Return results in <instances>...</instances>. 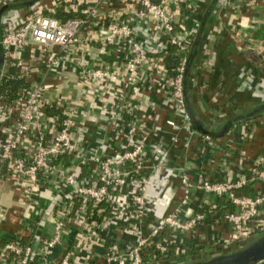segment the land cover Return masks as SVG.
<instances>
[{
    "label": "crops",
    "instance_id": "0c3cea01",
    "mask_svg": "<svg viewBox=\"0 0 264 264\" xmlns=\"http://www.w3.org/2000/svg\"><path fill=\"white\" fill-rule=\"evenodd\" d=\"M153 1L169 4L176 11L175 22L182 37L183 28L194 32L197 53L185 77L186 107L198 127L194 135L183 129L176 131L167 123L181 122L165 97L167 77L159 74L164 72L167 60L175 58L162 61L161 54H152L155 67L141 70L131 82L126 50L105 46L109 30L126 24L135 30L137 40L156 48L152 43L153 24L150 18L138 16L143 8L135 0H0L1 34L7 26H21L38 16L74 15V20L84 21L78 41L66 48H11L7 52L0 47L4 69L13 66L29 85L46 88L49 119L31 125L30 134L20 144L23 158H32L38 132L50 139L61 120L60 110L76 112V150L55 161L59 172H43L37 188H31L26 178H11L9 168L0 163V253L18 232L25 233L27 243L33 238L51 237L53 219L61 211L63 214L64 175L77 170L82 176L93 177L97 175V162L89 161V157L101 160L124 154L144 138L138 162L144 167L140 175L149 180L150 212L142 220L133 213L131 196L139 177H132L101 210L93 211L95 220L106 221L107 229L99 235L82 225L79 206L74 207L70 233L51 252L52 261L71 251L79 264H105L110 246L124 250L136 240L137 230L149 233L175 209L189 216L203 206L218 205L215 196L194 190L188 205L182 206V175L196 183L200 178L235 182L253 170L264 174V113L227 128L233 118L264 102L256 95L264 92V0ZM232 31L240 36H233ZM191 45L186 44L190 56L194 53ZM54 59L59 66L52 65ZM85 68L108 69L117 75V83L108 88L101 84L85 87L81 81ZM123 108L126 113L121 116ZM205 135L212 141H205ZM131 166L126 164L125 169L131 171ZM239 193L250 197L264 193V180L251 183ZM261 209L264 217V206ZM214 215L218 218L207 219L194 232L172 236L165 251L158 254L152 249L146 264H177L189 256H209L206 252L215 249L213 244L230 237L229 225L219 221L218 211Z\"/></svg>",
    "mask_w": 264,
    "mask_h": 264
},
{
    "label": "built area",
    "instance_id": "2783aa9c",
    "mask_svg": "<svg viewBox=\"0 0 264 264\" xmlns=\"http://www.w3.org/2000/svg\"><path fill=\"white\" fill-rule=\"evenodd\" d=\"M135 2L143 8L138 16L150 18L153 24L152 43L156 48L151 49L150 45L147 47L142 41L137 40L135 30L126 24L116 25L109 30L104 37L105 46L126 50L128 54L126 65L131 82L134 81L133 76H137L141 70L147 71L155 67L152 54H161L159 58L162 61L171 56L178 58L179 64L174 75H171L166 68L159 74L161 77H167L169 90L165 93V97L167 96V101L172 103L181 122L178 124L169 120L167 123L176 131L183 129L189 135H194L184 90L188 55L186 44H192L194 32L190 28H183L184 37L181 36L175 22L176 11L169 4H157L152 0H135ZM83 23L82 20H70L64 23L52 16L34 17L21 26L5 27L0 38V47L7 52L11 48H33V50L36 47L66 48L78 41L77 36ZM232 35L240 36L233 31ZM163 39L166 40L165 43ZM170 46H176L179 49V57L170 53ZM59 64L57 59L52 61L55 67ZM117 80L118 77L114 72L104 68H85L81 73L82 84L90 88L93 84H101L108 88L109 84L117 83ZM45 91L46 88L41 84H34L21 90L18 99L12 105H7L2 98L0 99V163L9 168L11 178H26L31 188H37L39 176L43 172L49 170L59 172L55 161L76 150L73 133L76 112L60 110L62 111L61 120L51 133L50 139L48 140L44 132H38L34 138L32 158L26 159L21 156L20 144L30 134L31 125L49 119ZM115 100L119 99L116 97ZM123 112L126 113L125 108L121 110V116L124 115ZM204 140L211 142L212 138L210 135H205ZM145 141V138L142 139L134 149L115 157L101 160L94 155L89 157V161L97 162L95 168L97 175L93 177L82 176L77 170L64 175L66 188H63L61 197L63 214L61 211L53 219L51 237L37 240L33 238L27 243L25 233L18 232L4 245L0 253V264H79L80 261L75 259L71 251H66L56 262L50 258L51 252L60 246L64 236L70 233L68 225L74 213L75 204L80 203L78 214L82 225L99 235L107 229L106 221L95 220L93 211L101 210V206L110 202L116 191L126 186L127 182L136 176L139 178L134 181L136 191L131 196L134 202L132 209L136 217L142 220L150 212L149 180L140 175L144 167L138 162V158L144 151ZM81 158L87 160L86 157ZM126 164L132 165L131 171L125 169ZM180 178L183 191L182 206L188 205L192 192L195 190L213 195L218 200L230 203L233 207L231 210L223 211L219 217L220 222L229 225L230 237L221 243L213 244L212 248L226 250L232 246L237 247L251 237L264 233V217L261 209L264 206V193L256 197L239 193L251 183L259 179L264 180V174L260 175L258 171L253 170L248 175H242L235 182L228 180L212 182L200 178L193 183L187 175H182ZM89 208H92V211H89ZM218 208L216 204L211 206L212 213L208 216L198 213L191 216L183 215L182 210L177 208L173 213L164 216L161 223L149 233L137 230L136 240L128 244L124 250L110 246L105 257V264H146L145 259L152 249L158 254L165 251L167 244L170 245L172 241V236L181 232H194L207 219L218 218L214 215ZM99 239L101 241L103 238L99 237ZM257 264H264V261Z\"/></svg>",
    "mask_w": 264,
    "mask_h": 264
},
{
    "label": "trees",
    "instance_id": "16d2710c",
    "mask_svg": "<svg viewBox=\"0 0 264 264\" xmlns=\"http://www.w3.org/2000/svg\"><path fill=\"white\" fill-rule=\"evenodd\" d=\"M153 2L157 3L156 1H153ZM55 17H56V19H58L64 23L68 22L70 20H74V18H75L74 15H61V14L56 15ZM1 31H2V26L0 24V38L2 36ZM163 42L165 43L166 40L163 39ZM197 47L198 46L195 45L194 41H192L191 50L194 53L192 56L187 55L186 74L188 72L189 67L191 66V62L195 58V55L197 53ZM169 49H170V53H172L174 56H176V57L180 56L179 49L176 46H170ZM0 52H1V48H0ZM2 55L3 54L0 53V57H2ZM178 64H179L178 58L173 59V60H167L166 68L168 69V71L170 72L171 75H174ZM29 86L30 85L28 84V82L24 78L20 77V75L16 71L15 67L8 66L6 69H4L3 65L0 63V99L2 98L4 103H6L7 105H12L13 103H15V101L18 99L20 91L23 89L29 88ZM184 88H185V81H184ZM256 95L262 96L264 98V92H260L259 94H256ZM263 113H264V102L257 104L253 110H250L248 112H243V113L239 114L237 117L233 118V120H231L229 122V124L227 125V128H230L237 123H243L246 120H248L249 118L261 115ZM50 115H55V114L50 112ZM191 123H192L193 130L194 131L197 130L198 129L197 125L193 121H191ZM205 133H208V132H205ZM0 135H1V133H0ZM210 135H212V134H210ZM4 168H5V166H4ZM242 190H244V189H242ZM79 205H80V203L78 202L76 204V206H79ZM218 205H219L218 212L220 215L223 211H225L227 209H231V208L233 209V207L230 205V203L223 202L221 200L218 201ZM196 213L205 214L206 216H208L209 214L212 213V209L210 206H203V207L199 208ZM240 249H242V248L240 247Z\"/></svg>",
    "mask_w": 264,
    "mask_h": 264
},
{
    "label": "water",
    "instance_id": "95a60500",
    "mask_svg": "<svg viewBox=\"0 0 264 264\" xmlns=\"http://www.w3.org/2000/svg\"><path fill=\"white\" fill-rule=\"evenodd\" d=\"M261 261H264V236L246 249L201 264H257Z\"/></svg>",
    "mask_w": 264,
    "mask_h": 264
},
{
    "label": "rangeland",
    "instance_id": "374dc122",
    "mask_svg": "<svg viewBox=\"0 0 264 264\" xmlns=\"http://www.w3.org/2000/svg\"><path fill=\"white\" fill-rule=\"evenodd\" d=\"M260 236L259 237H251L250 239H248L247 241H245L244 243L242 244H239L237 247L236 246H232V247H229L227 248L226 250L225 249H214V250H207L206 253L209 254V256H204V257H199V258H195V257H191L189 256L188 259L184 260V261H181L177 264H201V263H204V262H207V261H210V260H213V259H216V258H219V257H223V256H227V255H230V254H234L240 250H243V249H246L250 246H252L253 244H255L256 242H258L257 239H260L261 237L264 236V233L263 234H259ZM239 247V249H238ZM240 247H242V249H240Z\"/></svg>",
    "mask_w": 264,
    "mask_h": 264
},
{
    "label": "flooded vegetation",
    "instance_id": "af4514ba",
    "mask_svg": "<svg viewBox=\"0 0 264 264\" xmlns=\"http://www.w3.org/2000/svg\"><path fill=\"white\" fill-rule=\"evenodd\" d=\"M259 240H260V239H259ZM259 240H258V241H259ZM240 251H241V250H240ZM238 252H239V251H238Z\"/></svg>",
    "mask_w": 264,
    "mask_h": 264
}]
</instances>
